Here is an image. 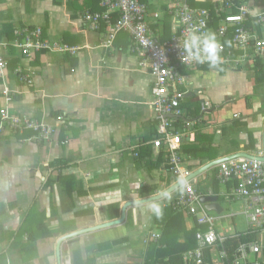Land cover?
<instances>
[{
	"label": "crops",
	"instance_id": "1",
	"mask_svg": "<svg viewBox=\"0 0 264 264\" xmlns=\"http://www.w3.org/2000/svg\"><path fill=\"white\" fill-rule=\"evenodd\" d=\"M139 1L157 40L176 34L168 3ZM239 2L251 16L264 12V0ZM189 5L215 14L219 0H190ZM85 12H102L99 0H0V40L12 41L14 29L25 26L40 28L43 39L78 48L74 55L24 57L12 47L2 52L7 69L0 79V109L42 122L55 133L45 143H20L18 136L0 133V264H165L168 258L161 262L155 251L163 222L176 217L178 228L195 231L172 209L180 186L148 201L180 183L168 172L165 150L152 146L157 121L152 75L138 66L128 33L120 32L112 47L102 48L106 29L89 30ZM213 22L210 28L218 24ZM256 31L264 41V29ZM18 67L30 77V87L13 74ZM181 74V120L194 124L179 152L190 176L240 153L253 156L260 150L262 157L264 52L236 69L204 65ZM5 86L16 93L7 103L1 95ZM205 101L210 109L202 112ZM196 150L203 152V161L188 156ZM217 173L215 164L190 180L201 194L217 196L222 210L213 212L217 233L245 234V202L228 197L239 183L219 182ZM255 235L262 248L257 259L264 262V231ZM183 242L180 235V246L171 249Z\"/></svg>",
	"mask_w": 264,
	"mask_h": 264
},
{
	"label": "built area",
	"instance_id": "2",
	"mask_svg": "<svg viewBox=\"0 0 264 264\" xmlns=\"http://www.w3.org/2000/svg\"><path fill=\"white\" fill-rule=\"evenodd\" d=\"M170 5L176 20L177 32L169 40H157L147 23V8L139 0H99L103 9L100 13L85 12L82 20L92 32L105 26L106 36L101 47L112 46L117 34L127 32L131 38V50L138 57V66L148 70L152 75V110L156 118L154 149H164L168 172L181 185L178 195L172 203V209L185 215L189 220V229L195 230V248L181 255V264H264L257 259L261 253V245L254 239L242 242L241 236L259 234L264 231V163L245 158L231 159L218 164L217 179L226 183L236 180L239 185L234 187L228 197L245 202L244 214L248 223V231L242 235L224 236L215 231V217L206 210L201 194L190 180V171L183 167L180 155L181 139L188 134L194 123H182L180 101L184 96L182 88L185 78L181 70L194 69L197 66L209 65L188 60L184 51L183 41L189 31L199 33L211 32L221 46L220 65L236 69L264 52V41L257 34L256 28L264 29V12L251 16L247 7L240 0H219L216 28H210L211 14L207 10H194L190 0H162ZM235 9V13H224ZM249 25V26H248ZM12 41L0 40V79L4 78L7 62L3 51L12 47L21 56L30 57L38 52H52L74 55L77 47L61 42L42 38L40 28L29 30L21 26L14 29ZM195 51V50H193ZM183 57V59H182ZM19 82L31 86V79L24 75L19 67L13 70ZM6 86L1 92L5 103L14 98ZM210 109L205 101L201 111ZM63 120V116L57 119ZM18 136L20 143H45L52 139L55 130L42 122L9 113L6 108L0 109V133ZM26 133L29 134L25 135ZM65 143V142H64ZM255 157L261 156L258 150ZM156 238L155 234H151ZM236 243H235V242ZM235 244H234V243Z\"/></svg>",
	"mask_w": 264,
	"mask_h": 264
},
{
	"label": "trees",
	"instance_id": "3",
	"mask_svg": "<svg viewBox=\"0 0 264 264\" xmlns=\"http://www.w3.org/2000/svg\"><path fill=\"white\" fill-rule=\"evenodd\" d=\"M210 14H211V18L214 19L213 23L215 26V23L218 18L215 17V14L213 13H210ZM102 27L105 28V26L103 25L101 26V28ZM106 35L107 34H105V36ZM114 41L112 42V46H113ZM204 68H208V66ZM187 153H188V156H190L191 158H195V159L199 158L201 161H203L202 151L196 150V151L187 152ZM175 213L177 215L180 212L175 211ZM175 219L176 217H172V218H169L167 221L163 222L165 224L164 229H163V234H162L163 239L161 242H159L158 246L155 248V251L158 252V256L160 257L159 259L161 262H163L165 257L168 258V263L166 262L165 264H181V254L187 250L195 248V240H194L195 231L186 232L185 230H183L184 228L182 225L180 226V228H178L176 226L177 222ZM178 220H181V219H179L178 217ZM180 235L184 237L183 244L178 250H172L171 248H177L180 246L176 243V240L178 239V237H180ZM255 238H256V235L254 233V234H248L247 236H241L240 240L242 242H248V241L254 240ZM162 246H164V250H160ZM146 264H155V262H147Z\"/></svg>",
	"mask_w": 264,
	"mask_h": 264
},
{
	"label": "clouds",
	"instance_id": "4",
	"mask_svg": "<svg viewBox=\"0 0 264 264\" xmlns=\"http://www.w3.org/2000/svg\"><path fill=\"white\" fill-rule=\"evenodd\" d=\"M183 48L187 52L186 58L188 60H195L200 63L207 62L212 68H216L222 61L221 46L216 41L214 33L198 34L195 31H189L183 41ZM155 211L160 212V209L156 208Z\"/></svg>",
	"mask_w": 264,
	"mask_h": 264
},
{
	"label": "water",
	"instance_id": "5",
	"mask_svg": "<svg viewBox=\"0 0 264 264\" xmlns=\"http://www.w3.org/2000/svg\"><path fill=\"white\" fill-rule=\"evenodd\" d=\"M262 152H263L262 157H254V156H249V155L240 153V154H237L235 156H231L230 158L226 157V158L219 159L215 162H210L208 165L201 167L200 170H198L197 172L192 174L189 179H192L193 177L197 176V174L203 172L204 170H206L210 166H213V165L219 164V163H223V162L229 161V160H231L233 158H237V157L245 158L248 160H258V161L264 162V130H263V137H262ZM180 184L181 183H178L174 188H170L169 191L164 192V194L162 196H154V197L148 199V201H151L154 199H159V198L165 196L166 194L171 193L172 190L174 191V189H176L178 186H180ZM201 201L205 205V208L207 211H212V212H215L216 214H220L222 212L219 205L216 204L217 196H210V195L209 196H203Z\"/></svg>",
	"mask_w": 264,
	"mask_h": 264
},
{
	"label": "rangeland",
	"instance_id": "6",
	"mask_svg": "<svg viewBox=\"0 0 264 264\" xmlns=\"http://www.w3.org/2000/svg\"><path fill=\"white\" fill-rule=\"evenodd\" d=\"M221 70H223V69H221ZM223 205H224V213H228L229 211H228V204H227V202H223ZM212 217H214L213 215H215L213 212H210L209 213Z\"/></svg>",
	"mask_w": 264,
	"mask_h": 264
},
{
	"label": "bare ground",
	"instance_id": "7",
	"mask_svg": "<svg viewBox=\"0 0 264 264\" xmlns=\"http://www.w3.org/2000/svg\"><path fill=\"white\" fill-rule=\"evenodd\" d=\"M127 33V32H126ZM130 36V35H129Z\"/></svg>",
	"mask_w": 264,
	"mask_h": 264
}]
</instances>
